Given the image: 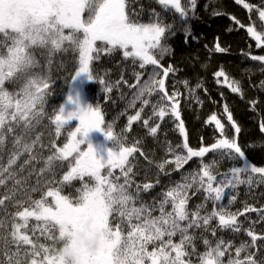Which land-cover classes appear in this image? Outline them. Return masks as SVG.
I'll list each match as a JSON object with an SVG mask.
<instances>
[{
  "label": "snow or ice",
  "instance_id": "1",
  "mask_svg": "<svg viewBox=\"0 0 264 264\" xmlns=\"http://www.w3.org/2000/svg\"><path fill=\"white\" fill-rule=\"evenodd\" d=\"M158 3L166 11L174 10L182 20L188 18L189 7L194 13L196 6V0H189L188 6L181 0H158ZM236 3L249 10L254 7L246 0H236ZM257 11L260 20L264 21V8ZM85 12L87 18L82 19ZM65 29H69L68 34H65ZM171 30L172 26L165 23L159 14L149 22H137L128 9L127 0H0V150L8 137H11L13 146L7 166L0 165V185L13 178L12 166L24 154L27 153L30 160L36 159L31 154L39 136L35 139L32 136L36 126L48 115L45 105L51 85L47 78L34 74L37 62L32 50L43 48L52 55L71 47L77 53L78 61L72 76L73 87L49 117L55 137L66 133V142L57 147L53 141L50 145L52 155L45 162L51 169L54 161H66L69 171L63 176L60 187L49 188L40 199L15 202L27 203L28 206L15 214L22 223H13L11 239L0 235V251L6 257L0 260V264H225L226 253L229 254L226 264H264V256L257 257V241H264V236H258L251 228L243 229L238 215L244 213H232L223 203L226 195L229 203L235 201L236 196L231 193L241 185L251 189L254 185L264 184V166L251 162L236 138L223 136L224 125L216 114L211 115L207 122L215 123L222 138L198 150L189 147L179 110L181 94L175 89L169 93L166 87V80L174 69L161 63L169 52L167 36ZM247 32L256 40L257 47L264 46V32L256 31L253 26H249ZM97 41L101 43L98 45ZM118 50L122 51L125 60L138 64L140 69L152 67L142 83L143 73L135 74L136 84L131 87L137 91L129 105L132 107L135 100L142 99L143 105L148 106L150 100L144 97H159L156 103L151 104L149 118L143 120L149 134L156 136L160 128L159 123L149 127L150 120L164 121L165 117H170L177 122L176 127L184 136L182 148L186 150V155L175 154L177 167L194 157L201 158L198 171L185 175L183 183L169 186L152 204L145 203L141 193L150 191L155 184H136L135 190H131L135 173L129 157L140 151L137 147L139 142L127 146L126 137L113 132V125L105 121L101 108L86 103L76 87L77 81L86 77L88 81L102 85L105 93H111L113 86L105 78L95 80L93 65L101 53L111 55ZM216 51L225 49L217 43ZM251 59L264 64V55L251 56ZM215 76L224 77L231 91L243 97L239 81L229 80L222 69ZM21 82L18 91H9L6 87ZM183 83L190 95L194 94L195 88L201 87L197 84L191 88L187 81ZM252 106L255 107V101ZM142 111L143 108L128 117L129 128L141 119ZM224 112L239 134L240 127L227 105ZM259 129L264 133V122L260 123ZM93 131L102 133L103 143L94 146L89 136ZM168 151L175 153L171 146ZM208 153L216 157L210 163L203 160ZM223 159L234 163L224 173L214 171ZM24 163H29V160ZM168 163L170 161L167 160L160 163L159 170L163 172ZM116 168L120 169V176L114 174L113 169ZM77 180L81 186L76 188V195H63L64 184L71 185ZM193 188V194H202L203 202L190 207L188 193ZM49 197L51 202L47 199ZM209 202L211 211L206 207ZM4 203V199H0V205ZM250 211H259L264 218V209L244 208V212ZM156 212L159 214L154 215ZM30 218L42 222L41 233H49L46 239H53L58 232L56 242H62L63 247H46L21 232V229L27 230ZM214 220L218 221L219 229L233 235L244 231L251 241H241L235 246L233 239L217 236V227H212ZM0 227H3V222H0ZM31 230L35 232L36 229ZM196 230L201 232L199 237ZM208 231L214 240L203 235ZM95 233L101 234L102 242L92 254L82 245L80 237L81 234ZM197 240H202L203 252H198ZM13 244L16 246L14 250L11 248ZM29 245L30 248L26 247ZM233 247L235 258L230 254ZM42 253L41 260L37 261L35 257Z\"/></svg>",
  "mask_w": 264,
  "mask_h": 264
},
{
  "label": "trees",
  "instance_id": "2",
  "mask_svg": "<svg viewBox=\"0 0 264 264\" xmlns=\"http://www.w3.org/2000/svg\"><path fill=\"white\" fill-rule=\"evenodd\" d=\"M246 2L254 7L251 10L245 9L241 4H237L236 0H196L195 12L193 13L189 7V16L186 20H182L174 10H164L158 0H139L138 3L144 12L153 10L160 17L163 15L162 19L165 23L172 26V30L167 36L169 52L161 63L164 67L171 65L174 69V72L170 73L166 80V87L168 88L169 83L174 82L177 84L176 90L181 94L178 98L179 110L189 147L198 150L200 147L210 146L222 138L221 131L216 128L215 123L207 122L211 115L216 114L224 125L223 136L230 139L236 138L246 155L250 157V161L254 162L256 166H264V142L262 141L264 133H261L259 129L260 123L264 122V85H262L264 64L251 59V56L264 55V46L257 47L256 40L247 32L249 26H253L258 32H264V21L260 20L257 11L259 8H264V0H246ZM181 3L188 6L189 0H181ZM82 15V19H86L88 14L85 12ZM255 19H258V24L255 23ZM241 24L244 27H240ZM65 30L67 31V29ZM100 43L97 41L98 45ZM217 43L225 51H216ZM34 57L37 62V67H35L37 75L47 78L51 85L48 99L50 110L40 124L41 132L38 131V136L43 134L49 147L53 141L57 147H62L66 142V133L55 137L54 126L50 123L49 117L64 102V98L69 92L70 82L76 70L71 68L75 57L68 50L49 55L45 49L38 53L35 49ZM221 69L227 74L229 80L239 81L243 97L231 91L224 82V77L215 76V73ZM151 71V66L142 70L138 64L134 65L131 60H125L122 51L118 50L111 55L101 53L100 59L93 65L95 80L98 81L103 77L112 86L113 83L117 85L113 86L111 93H105L103 86L98 82L87 80V90L95 95L99 93L107 95L103 100V111L105 121L113 125V132L122 133L126 140H130L129 144L126 143L127 146L139 142L137 147L140 151L134 153L132 159L137 160L140 165L146 168V175L150 171L156 170L157 175L150 182L155 184V187L149 191L155 193L160 188L164 190L167 182L181 179L189 173L198 171L201 158L194 157L179 168L175 160H172L165 166L163 172L159 170L158 165L164 162L165 156L168 153H173L168 151L169 146L175 150L173 154L186 155V150L182 148L184 136L180 134L176 127L177 122H174L172 118L165 117L164 121L158 119L149 121V127L155 126L157 123L160 124L156 136L150 135L148 127L144 126L143 120L148 119L151 115V102L155 95L144 97L150 100L148 106L143 105L142 99L135 100L134 106H129L133 103L134 93L137 91L135 87H131L136 84L135 74L143 73L142 83ZM184 81H187L191 88H195L197 84H200L201 87L195 88L194 94L190 95L188 88L184 86ZM9 89L18 91L15 85L9 86ZM86 95L90 103L93 104L88 93ZM253 101H255L254 108ZM225 105L240 127L239 134L227 120L224 112ZM141 108H143L141 119L133 122L129 128L128 117L140 111ZM100 139H103V142L105 140L102 133ZM178 145L181 147H177ZM46 151L45 149L40 150L36 154V159L25 166L26 178H36L34 182L37 183L32 184L31 187L12 199L6 197L3 194V189L0 188V199L5 201L3 205H0V222H3V227H0V235L7 231L10 233L13 229V223L11 225L8 223L10 216L19 219L15 215L17 211L28 206L27 203L17 204L16 201L26 202L29 198L31 200L40 199L49 188L60 187L63 176L69 171L66 161L62 163L55 161L51 169L37 180L46 159ZM141 152L144 155H141ZM215 158L213 153H208L203 160L210 163ZM222 162V160L219 161L214 171L224 169L221 171L222 173L227 170ZM157 180L159 183H156ZM80 186L78 180L73 181L71 185L64 184L62 194L71 195ZM33 188H36L37 191H32ZM253 190H257V186ZM259 193L261 195H257L255 200L249 198V190L241 185L234 191L236 200L232 202L239 206L248 201V205L252 208L264 209V184L260 186ZM194 197L195 194L189 201L190 207L194 203ZM47 199L51 202L52 198ZM240 212L244 214L238 215V221L248 220L247 215L253 214V230L258 236H264V218L261 217L260 212H244L243 207H238L237 213ZM217 225L218 222L212 227H217ZM241 233L233 235L232 232L217 227V236L223 235L224 238H236ZM203 235L214 240L211 231ZM85 238L91 240L89 237ZM85 238L80 237L82 244H84ZM60 244L62 248V242ZM257 245L259 248L257 257L259 258L264 256V241L258 240Z\"/></svg>",
  "mask_w": 264,
  "mask_h": 264
},
{
  "label": "rangeland",
  "instance_id": "3",
  "mask_svg": "<svg viewBox=\"0 0 264 264\" xmlns=\"http://www.w3.org/2000/svg\"><path fill=\"white\" fill-rule=\"evenodd\" d=\"M138 2H139V0H127L128 9H130L131 12L134 14V19L137 22H139V23L149 22L150 20H152L154 18V16L152 14H155V12L153 10H150L149 12H147L145 10L146 12H144L143 9L140 8V4ZM82 17H83V15H82ZM161 18H163V15H162ZM255 23L258 24V19H255ZM258 28H260V27L258 26ZM64 32H65V34H68L69 29H67V31L64 30ZM35 49L37 50V53L38 52H41L42 50H44L43 48H34L32 50L33 57H34V50ZM45 50H47V49H45ZM68 51L69 52H72L73 55H74V57H75L74 64L71 66V68H72V70L73 69H76L77 62H78L77 61V53L71 47H68ZM34 59H35V57H34ZM33 72H34V74H37L35 68L33 69ZM22 83L23 82H21L20 84L15 85V87L19 90V88L22 86ZM120 83H123V82H120ZM87 84L88 83H87V78L86 77L80 78L77 81V84H76V87L80 91V93H81V95L83 97V100L86 103L91 104L90 101H89V99H88V97H87V95H86V93H88V96L91 98V101L93 103L91 105L98 106L100 108L102 107L101 110L103 111V100L107 97V95H102L101 93H99L98 95H95L93 93H89L88 90H87ZM116 85L117 84L113 83V86H116ZM176 85L177 84L174 83V82L169 83V87L167 88L168 91H169V93H171L174 89L176 90ZM9 86H13V85H6V87H8V90L11 91L9 89ZM72 87H73V84H72V80H71V82H70V89ZM46 99H47V103L45 105V109H46V112L48 113L49 110H50V105L48 104L49 95L46 97ZM64 99H66V96H65ZM158 99H159L158 96H154L152 98L151 104L156 103V101ZM103 113H104V111H103ZM39 127H40V124L36 126V129H35V132L33 133L32 139H35L36 136H38V131L41 132V130H40ZM89 136L92 139V141L94 143V146L96 144L103 143V139H100V137H101V133L100 132L93 131L92 133L89 134ZM134 136L137 137L136 135H134ZM262 141L264 142V137L262 138ZM125 142L127 144H129V142H131V141L130 140H126ZM12 147L13 146H12V142H11V137H8L6 139V142H5V145H4L3 149L0 150V165H3L5 167L7 166V161L9 159V156L12 153ZM42 149L47 150L46 151V154L47 155H46V159H45V162H46L48 156L52 155V152L50 151V147L48 146V143H46V140H45L43 134H42V136L39 135V140L35 143L31 155L36 157V154L40 150H42ZM25 160H29V162H32V160L29 159V155L27 153L24 154L22 157H20L17 160L16 165H13L12 166L13 169H14V172H15V175L13 176V178L6 179L5 184L0 185V188L3 189V194L6 197L10 198V199H12L13 197H15L19 193L21 194L27 188L31 187L32 184L37 183V182H34V179H36V178H33V177L32 178L31 177L26 178L27 174H24V170H25V166H26V164L24 163ZM165 160H167V161L175 160V154L168 153L167 156H165ZM222 161H223L222 162V165L225 168H227L226 171H228L229 168L234 163V162H232V161H230L228 159H223ZM45 162H44V165L41 168V170L44 169V171H41L40 170V173H39V176L37 177V180H39L41 177H43V175L47 171L50 170V169L47 168ZM129 162L133 165V172L135 173V175L132 177L134 183H133V188L131 190H133V191L135 190V185L136 184H141L142 185L143 183H146V182H152L154 180L155 176L157 175L156 170L150 171L146 175V173H145V169L146 168L143 167L142 165H140V162H138L137 160L132 159V157H129ZM54 163H55V161L53 162V164ZM168 164H166V165H168ZM222 170H224V169L217 170V172L221 173ZM226 171H223L222 173H224ZM113 172H114L115 175H118V176L121 175L119 168L113 169ZM183 177L181 179L178 178V179H175L174 181L167 182L166 186L164 187V190L162 188H160L155 193L149 192V191L148 192H142L141 193L142 200L145 203H147V204L154 203L155 201H157L159 199V194L161 192H163V191H166L169 186L173 185L174 183H183ZM17 181H19V183H17ZM120 182L121 183L123 182V177L122 176H121V181ZM261 185H263V184L254 185L253 187H251V189H249V187L247 185H242V186L245 187L246 190H249V198L254 199V198H257V195H261V193H259V189H260V186ZM255 186H257V190L254 191L253 189H254ZM194 192H195V188H193L192 190L189 191V193H188L189 196L192 197L194 195L193 194ZM231 194H234V192H232ZM75 195H76V191H75V193H73V194H71L69 196L70 197H74ZM251 196H253V197H251ZM202 202H203V196H202V194L199 193V192H196L195 193V197H194V203L192 204L191 207H194L195 205L200 204ZM223 203H224V205L226 207L229 208V210L232 213H237V208L238 207L245 208L246 206H249L248 205V201H246V203H244L242 205H239V206L237 204H234L233 202L229 203V200H228V196L227 195H226ZM206 207H207L208 211H211V209H212L211 202H209L206 205ZM158 214H159L158 212L154 213V215H158ZM253 216L254 215L250 213V214L247 215L248 220L241 219V220L238 221L239 223H241L243 229H249V228H251L253 230V225H252V223H253V219H252ZM13 218L14 217L11 218V216H10V219L8 221L9 225H11L12 223H22V221L20 220V218L17 219V217H15V220ZM216 222H218V221H216V220L212 221V225L216 224ZM40 226H42V222H37V221H35L34 218H30L29 219V224L27 226V230L21 229V232H24L25 234L29 235L30 239H32L34 242L42 243L46 247H49V248H61L60 242L59 243L56 242V237H58V232L55 233V236L53 237V239H46V236H48L49 233H41ZM34 227L36 229L35 232H33L31 230ZM13 230L14 229H11V232ZM126 231H127V229L125 228V235H126ZM11 232L10 233H9V231L5 232L3 234V236H7L9 238V240H10L11 239V235H10ZM206 233L207 232H205L203 234H206ZM195 234L199 237L201 235L200 230H196V233ZM83 237L84 238L85 237H89V239L91 238V240L96 241L97 247H96L95 250H90L88 247H86L84 244H82L89 253L94 254L97 251V249L99 248V246H100V244L102 242V236H101V234L100 233H95L93 235L82 234V238ZM176 239H178V237ZM225 239H230V238H226L225 237ZM231 239H233V244L235 246H238L241 241H248V242L251 241V238L248 237L244 231H242V233L238 237L231 238ZM81 241H82V239H81ZM15 247L16 246L14 244L11 245V248L13 250L15 249ZM26 247L30 248L31 246L29 245V246H26ZM197 250H198V252H203L205 250L204 245L202 243V240H197ZM252 251H256V249H252ZM230 254L232 255L233 258H235V248L234 247L232 249H230ZM42 255H43V253L41 254V256L35 257V259H37V261H40ZM228 255L229 254L226 253V255L224 257L225 264H226V261L228 259ZM242 257H243V254H242ZM3 259H6V257L3 255V252L0 251V260H3ZM193 260H196V257H193Z\"/></svg>",
  "mask_w": 264,
  "mask_h": 264
},
{
  "label": "clouds",
  "instance_id": "4",
  "mask_svg": "<svg viewBox=\"0 0 264 264\" xmlns=\"http://www.w3.org/2000/svg\"><path fill=\"white\" fill-rule=\"evenodd\" d=\"M84 244L86 247H88L90 250H95L96 247H97V243L96 241H93V240H87L85 239L84 240Z\"/></svg>",
  "mask_w": 264,
  "mask_h": 264
}]
</instances>
